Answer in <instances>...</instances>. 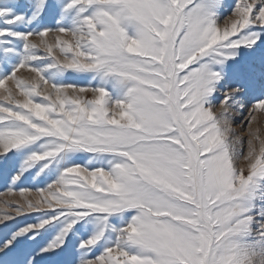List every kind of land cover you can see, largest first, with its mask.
<instances>
[{
    "label": "snow or ice",
    "instance_id": "1",
    "mask_svg": "<svg viewBox=\"0 0 264 264\" xmlns=\"http://www.w3.org/2000/svg\"><path fill=\"white\" fill-rule=\"evenodd\" d=\"M0 176V264H264V0H0Z\"/></svg>",
    "mask_w": 264,
    "mask_h": 264
},
{
    "label": "rangeland",
    "instance_id": "2",
    "mask_svg": "<svg viewBox=\"0 0 264 264\" xmlns=\"http://www.w3.org/2000/svg\"><path fill=\"white\" fill-rule=\"evenodd\" d=\"M25 75L27 76V73H25ZM68 79L69 81H71L72 77H68ZM33 183L35 182L32 181L29 183H25L24 185H22V187L31 188ZM35 195L36 193L33 191L32 198H35ZM5 201H8L10 204L14 202H21V197L19 195V191L13 188V186L9 182H7L3 178V176H0V212H3V211L11 212L12 211L11 208H5V205H4ZM17 219L22 220L23 218L18 217Z\"/></svg>",
    "mask_w": 264,
    "mask_h": 264
}]
</instances>
